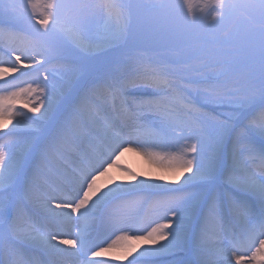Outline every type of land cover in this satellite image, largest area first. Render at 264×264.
I'll use <instances>...</instances> for the list:
<instances>
[{"label":"snow or ice","instance_id":"1","mask_svg":"<svg viewBox=\"0 0 264 264\" xmlns=\"http://www.w3.org/2000/svg\"><path fill=\"white\" fill-rule=\"evenodd\" d=\"M67 6L0 0V17L26 24L21 30L29 36L56 37L47 48L39 41L0 48L9 57L7 66L0 59V251H65L63 244L83 250L85 264H109L95 258L134 239L144 247L128 264L141 258L157 264L190 251L194 241L202 249L215 220L231 255L201 264H264V0L75 4L91 17L80 31L87 44L74 46L67 41L75 32L62 20ZM165 41L187 47L160 61L141 55L139 44ZM58 42L75 53L63 71L48 67ZM240 64L251 70L253 85L258 78V97L231 85L229 73ZM214 66L224 71H207ZM125 150L176 170V179L133 173L131 183L97 188L98 177ZM248 158L259 159V173ZM137 196L144 203L162 198L142 228L136 227L139 213L105 214L114 202ZM73 214L77 222H99L101 238L78 233L54 244L60 233L50 225ZM236 220L246 222L239 232L232 228Z\"/></svg>","mask_w":264,"mask_h":264},{"label":"bare ground","instance_id":"2","mask_svg":"<svg viewBox=\"0 0 264 264\" xmlns=\"http://www.w3.org/2000/svg\"><path fill=\"white\" fill-rule=\"evenodd\" d=\"M116 14L117 13L114 12L113 16H115ZM62 18L66 19L67 16H62ZM4 20L5 17H0V21H4ZM1 30L2 29L0 28V32H2ZM2 33L3 34L0 35V43L4 44L6 47H8L9 45L32 46L34 44L32 42L27 41L23 37H17L12 33H8V32L5 33L2 32ZM44 45L47 46L46 43H44ZM66 54L67 53L65 52V50L61 46H59V51L53 53V55L56 58L53 60V63L48 67L49 68L52 67V69L54 70L63 71L65 66L69 62L67 60ZM0 59H2L5 62L4 66H7V61L9 58L0 56ZM145 60H148V58H145ZM250 71L251 70L248 69L246 71H237L238 75L231 74L230 76L232 77V79L230 83L232 86L246 89L250 93L256 95L258 93V84H257L258 82L255 85L252 84V81L249 78ZM213 73L220 74L219 72H213ZM12 75L15 74L10 73L8 75V78L11 79ZM220 78L222 80L226 79V77L224 76H221ZM17 107H19V105H17ZM211 107H215V106H210L209 111L211 110ZM222 110L223 109L221 108H217V111H222ZM150 131L151 130L148 129L144 130L143 135L147 137L146 135L150 134ZM149 150L158 151L154 149H149ZM121 155H128L127 160L119 162L118 167H114V164L119 159H115L113 161L112 165L109 167V170H107L109 172L108 176L105 175L106 177H104V175H102V178L105 179V181L101 183L96 182V187L99 188L100 190H106V188L108 186H111L113 182L131 183L132 181L130 177L131 174L133 173L136 174L137 177L144 179H151V180H158L159 178L163 177L164 178L163 182L165 183H170L171 181H174L176 179L177 176L176 170L154 162L153 160L146 157L140 151L125 150ZM255 164H257L256 169L259 171L260 167L262 166L261 162L258 161ZM256 169L253 170L256 171ZM100 177L101 175L99 176V178ZM170 186H178V185L170 184ZM161 199H162L161 197H153L151 200L148 201L146 206V203H144L142 196L130 197L126 202L118 201L116 205H114L115 207H112L114 208L113 214L114 216L120 218H128L133 214L139 213L137 217L136 227L142 228L149 221V219L155 215L156 209L158 207V201H160ZM67 211L70 210L65 209V212ZM214 226L215 228L211 226L210 222L208 223L207 238L203 242L202 249H198L197 242L194 241L190 251L172 257L171 260L158 261V264H172L173 260H180V259L186 261L192 259L194 261L192 262V264H201V261L211 260V259L226 260L231 255L228 251V240L223 235L219 225L217 224ZM101 227L102 226L100 225V223L95 220H89L87 222L81 220L77 222L76 214H73L72 219L70 220L65 219L63 223L60 224V230L68 234L70 237L72 236L73 237L72 240H75L77 238V234L81 233L83 235L88 236L91 240L96 241L98 238H101L98 237V233L100 232ZM232 228L235 229L237 232H239L242 226H238L237 224H235V222H233ZM129 235H131V233H129ZM59 240H61L60 235L58 236V240L53 241V243L54 244L58 243ZM141 243L142 241H136L134 239L123 241L117 247L108 249L103 254V256L95 259L105 260V261L113 260L114 262H118V263L128 262L129 260H132L135 257H139V253L143 250V247H141ZM239 245L242 251H247L248 243L246 240H240ZM69 246L63 244L59 245V248L65 249V251H59L57 249H47V248H39L36 250L45 249L44 253L42 254L43 255L45 254L55 264H76L77 262H79L80 264H85L86 258L83 254V250L77 252V250L72 247L71 254L72 252L73 254L71 255L69 253L70 250H68ZM104 247H107V245H104ZM36 250L28 251V252L37 253ZM0 252H1L0 264H13V262H16V264H20V262L23 261L19 254L8 251H0ZM247 255H251V252H247ZM87 258L92 259L91 253H88ZM143 259L144 258L140 259L139 264L144 263L141 262Z\"/></svg>","mask_w":264,"mask_h":264},{"label":"rangeland","instance_id":"3","mask_svg":"<svg viewBox=\"0 0 264 264\" xmlns=\"http://www.w3.org/2000/svg\"><path fill=\"white\" fill-rule=\"evenodd\" d=\"M8 2H14V3L20 4V3H23L24 0H8ZM63 2L68 6L63 10V13H62V16H67V18L66 19L62 18V20L66 23V25L70 29H73L75 32L74 36L68 37V41H67L68 45L74 46V42L76 40H80L84 44H87V40H85L83 36L80 35V31H81V27L87 24L88 20L90 19L91 12L88 9L76 8V7H72L71 5L91 4L95 2V0H63ZM126 2L131 3L133 5H147L151 3H158L160 2V0H126ZM141 15L143 17L145 16L147 17L146 12L141 11ZM10 25H13V26L10 27ZM25 27H27L26 24L16 23L14 20L10 19L9 17H5V20L2 21V26H0V28L2 29L1 31L4 33L5 32L12 33L13 35L17 37H23L24 39L32 43H35L37 41H39L42 45L46 43L47 46L44 45L46 48L49 46L50 43L56 40V37L54 36H48V37L29 36L27 32L21 30ZM58 43L67 53L66 56H67V60L69 61L67 64H69L70 61L75 57V53L73 52L72 47L66 46L63 42H58ZM185 47H187V45L180 41H165L161 43H141L139 44V48L141 49V55H143L145 58L155 60V61H160L162 58L173 56L176 54V52L183 50ZM0 48H7V47L4 44L0 43ZM0 56L9 58L6 54L2 52H0ZM50 69H52V67H50ZM248 69L249 68L245 67L243 64L236 65L234 66L233 70L229 74L230 75L237 74V71H246ZM207 70L212 71V72H219V73L224 71L223 67L221 66H214ZM257 82H258V78H257ZM256 96L257 97L259 96V86H258V93L256 94ZM19 107H22V105H19ZM127 158H128V155H121L119 157V160H117V162L114 164V167H118L119 162L125 161L127 160ZM108 170H109V167H108ZM108 173L109 172L107 171L106 174H104V177L108 176ZM103 181H105V179L102 178V175L100 178L98 177V179L96 180V182L98 183H101ZM209 222L211 223V226L213 228H215L214 225H217V222L215 220H210ZM234 222L238 226H242V227L246 223L244 220H241V221L237 220ZM54 228L57 229L56 226ZM141 247H144L143 242L141 243ZM71 249L69 248L68 250L71 251ZM0 257H1V252H0ZM153 259L154 258H144L141 262H144L143 264H151V261ZM108 262L109 264H128V262L118 263V262H114L113 260H110ZM188 262H191L192 264V262L194 261L192 259L191 260L189 259Z\"/></svg>","mask_w":264,"mask_h":264}]
</instances>
